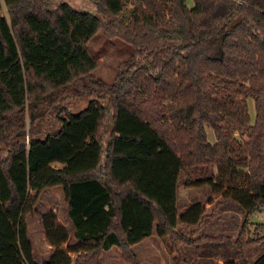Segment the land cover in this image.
<instances>
[{
  "label": "trees",
  "instance_id": "trees-1",
  "mask_svg": "<svg viewBox=\"0 0 264 264\" xmlns=\"http://www.w3.org/2000/svg\"><path fill=\"white\" fill-rule=\"evenodd\" d=\"M88 1L95 11L0 0V264H101L111 248L141 264L133 246L154 232L176 264H188L181 246L264 245L260 225L252 237H187L175 205L185 170L245 218L264 211V0ZM95 30L131 46L112 83L93 74ZM67 98L88 103L62 115ZM56 187L72 234L52 211L37 213ZM182 210L187 227L211 217L198 199ZM33 215L52 248L44 259L33 253Z\"/></svg>",
  "mask_w": 264,
  "mask_h": 264
},
{
  "label": "rangeland",
  "instance_id": "rangeland-1",
  "mask_svg": "<svg viewBox=\"0 0 264 264\" xmlns=\"http://www.w3.org/2000/svg\"><path fill=\"white\" fill-rule=\"evenodd\" d=\"M61 2H65L69 4L72 8L75 9H85L88 11H95L94 5L88 1V0H55V5ZM192 0H187L188 6H192ZM3 5V3H2ZM3 9H5L3 7ZM5 12V10H4ZM88 49L90 52L95 55L96 57H99L97 60V66L93 71V74L97 76L98 78L102 79L103 81L107 83H112L115 80L116 73L118 71L119 64L125 60L130 52H131V46L127 43L119 42L116 40L108 39L104 35H102L99 31H94L91 38L86 42ZM241 95H235V98H241ZM247 107H248V113L250 116L251 122L254 119V102L252 98H247ZM88 103V98L77 100L72 99H65L62 102L57 103L59 104V107L61 106L62 115L65 114L66 111H69L71 113H78L81 109L85 108ZM58 107V108H59ZM55 108V106H54ZM61 111V110H59ZM55 109V113L51 110L48 112L47 115L43 119H41L44 122L43 126H46V124L50 123L56 114L59 112ZM29 124L28 117L25 113V128L23 131L25 135V139L27 140L28 133H29ZM57 122L55 118V128L57 127ZM208 136L210 140H213L212 132L210 129H208ZM241 140V138H240ZM246 137H242L241 141H245ZM198 174H190L186 172L185 170L180 171V180L178 181L176 185V196H175V205L179 209L177 213V223H176V230L187 236V237H193L196 238L194 235L191 234V229H188V227L182 225L179 221L180 215L184 212L182 208L189 203L193 202L194 200H202L204 203L208 198L216 197L212 194L211 190L208 186L205 185H191V182L197 181ZM231 204L235 206V210L238 212H241V208L237 203L234 201L228 199ZM66 202L62 193V189L59 187L50 189L46 192H44L41 195V198L37 204V213L44 214L47 211H52L56 214L58 218L63 219L64 211H65ZM208 214L210 211H207ZM38 215H33L27 218V223L29 226L30 231V237L33 245V253L36 255L38 259H44L47 258V251L48 248L46 244L48 245L45 235L42 229V224L40 219L37 217ZM248 221L250 222L247 224V232L244 233L247 234L248 237H252L255 230V225H262L260 227V232H258L259 237H264V211H256L251 216L247 217ZM235 221L237 223V218H235ZM242 220L240 219V222ZM212 222L209 220L207 222V227H204L205 234L208 235H216L217 233V227H215ZM68 231L71 232L72 228L70 225L67 227ZM44 238V242L43 239ZM43 244V245H42ZM144 244L154 245L156 248V254H152L151 252L147 254L146 252H140L137 257L139 258L141 264H176V257L172 256L169 253V242L165 238L158 237L155 232L150 236L148 239L144 241ZM49 246V245H48ZM206 246V245H205ZM216 246V245H212ZM50 247V246H49ZM66 247V244L63 246ZM203 247V246H202ZM51 248V247H50ZM183 248V246H181ZM190 248L195 249L194 246H191ZM216 248V247H215ZM52 250V248H51ZM46 252V253H45ZM211 251H207V253H210ZM247 253L249 254V259L253 262L257 261L263 254H264V245H257L254 247H251L247 249ZM49 254V253H48ZM233 254H239L238 251L233 250ZM182 258L186 260V263L191 264L188 260V257L180 253ZM101 264H126L122 261L120 253L115 249L112 248L111 251L103 252L100 259ZM204 264H211L208 261H205Z\"/></svg>",
  "mask_w": 264,
  "mask_h": 264
},
{
  "label": "crops",
  "instance_id": "crops-1",
  "mask_svg": "<svg viewBox=\"0 0 264 264\" xmlns=\"http://www.w3.org/2000/svg\"><path fill=\"white\" fill-rule=\"evenodd\" d=\"M215 196L216 197L212 196V198H208V200H206L205 202V214H208L207 211L209 210L211 217L206 218L201 224L188 227V229H191V234L194 235L196 238L202 235H206V236H211V237L223 236V237H230L234 239L239 235V232L242 228L245 229V231L247 232V229H248L247 224L250 222H247L248 219L245 218V214L242 212V210L241 212L240 211L237 212L235 210V206L231 204L229 201H227L228 199H224L218 195H215ZM235 218H237V223L235 221ZM240 219L242 220L241 222H240ZM209 220L214 221L212 222V224L215 227H217L216 229L217 233L219 232L218 234L214 236L205 234V232H203L204 227L208 226L207 222ZM58 222L61 223L66 228L69 226V224L64 222L63 219L61 218H58ZM257 226L258 225H255V228ZM260 226L262 227V225ZM259 230H260V227H258V232H260ZM70 234H72V231L70 232ZM255 234H258V233H255ZM42 239L44 241V238ZM146 239H144L143 241L133 246V250L136 254L139 255V251L146 252L147 254H149L150 252L152 254H156V248L154 245L144 244V241ZM214 245H216L215 246L216 248L212 245H206L198 249L196 248L193 249L190 247H183L181 248V253L188 257V260H190L189 262L191 264H204L205 261H208L211 264H223L224 260H227V259H232L239 264H241L243 260L247 261L249 264L254 263L253 261L249 259L250 257H249V254L247 253V249L243 251V254H240V253L233 254V249L225 244H214ZM46 246L48 248V251H47V255H48V253L51 251V248L47 244ZM111 249L108 251H111ZM207 251H211V252L207 253Z\"/></svg>",
  "mask_w": 264,
  "mask_h": 264
}]
</instances>
